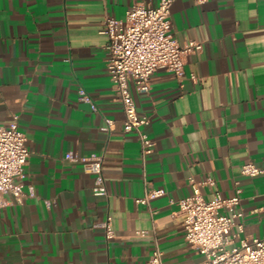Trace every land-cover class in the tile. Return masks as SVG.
<instances>
[{"label": "crops", "instance_id": "1", "mask_svg": "<svg viewBox=\"0 0 264 264\" xmlns=\"http://www.w3.org/2000/svg\"><path fill=\"white\" fill-rule=\"evenodd\" d=\"M135 2L160 0H0V125L18 115L30 151L17 179L24 198L6 194L0 209V264H145L156 243L164 264H205L185 240L177 203L192 193L190 177L214 180L202 189L208 200L233 196L239 182L244 231L233 229L235 244L264 238V0L173 2L175 38L204 49L186 57L181 81L159 69L148 93L130 83L157 142L145 164L138 135L124 131L102 33L107 16L124 20ZM69 153L103 156L109 196L95 195V176ZM249 162L262 173L242 175ZM154 189L164 194L136 203Z\"/></svg>", "mask_w": 264, "mask_h": 264}, {"label": "built area", "instance_id": "2", "mask_svg": "<svg viewBox=\"0 0 264 264\" xmlns=\"http://www.w3.org/2000/svg\"><path fill=\"white\" fill-rule=\"evenodd\" d=\"M174 1L160 0L155 7L135 2L127 10L124 20L107 16L102 29V33L108 37V71L123 105L124 131L138 135L144 164L147 157L154 153L157 142L143 130L149 125L150 119L138 112L130 83L134 82L138 91L148 93L151 76L159 69L174 74L181 81L186 75V57L204 49L203 42L189 40L180 44L175 38L171 19ZM196 1L202 4L207 0ZM190 79L195 83L204 82L194 74L190 75ZM80 94L83 100L91 102L84 90ZM106 123L104 130L109 132L113 122L106 120ZM29 157L27 137L20 127L19 116L14 115L8 126L0 125V209L8 204L6 194H11L19 202L24 198L23 185L17 179L25 178ZM65 159L81 162L84 171L95 176V195L109 196L102 155L79 157L69 153ZM261 173L262 169L253 162L241 168L244 176L254 177ZM189 184L192 193L177 202L179 214L184 218L185 240L192 249L206 257L205 264H264V238H244L240 239L239 244H235V238L239 235L234 234L233 229L237 226L239 233L244 231L243 224L236 222L244 216L239 182H236L233 196L216 193L211 200L205 198L202 189L213 185V179L198 182L190 177ZM163 194L160 189L146 191L142 198L136 199V203L150 206L151 200ZM112 221V216L108 214L101 223L108 240L115 236ZM145 264H164L163 251L158 243Z\"/></svg>", "mask_w": 264, "mask_h": 264}]
</instances>
